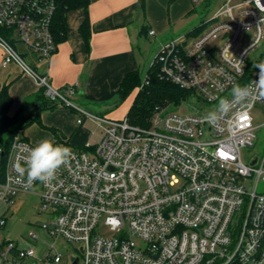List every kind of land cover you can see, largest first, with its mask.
Returning <instances> with one entry per match:
<instances>
[{"label": "built area", "instance_id": "2783aa9c", "mask_svg": "<svg viewBox=\"0 0 264 264\" xmlns=\"http://www.w3.org/2000/svg\"><path fill=\"white\" fill-rule=\"evenodd\" d=\"M55 13L54 0H0L3 65H18L51 103L74 109L78 124L94 120L102 135L96 144L69 146L72 156L56 177L31 185L15 165L36 144L21 133L0 140V200L13 204L21 193L37 194L49 217L42 229L79 246L81 256L70 264H264V191L257 192L264 162L256 169L257 158L246 164L242 156L254 145L253 111L264 108V94L253 91L215 122L198 109L184 115L156 112L149 126L96 116L75 105L77 86L56 89L38 71L57 50ZM202 26L197 35L162 46L154 62L163 76L216 106L220 98L231 99L234 83L255 89L256 66L264 64V0H226ZM245 32L253 37L237 50ZM25 55L34 57L28 58L34 65ZM149 83L146 74L140 88ZM254 175L250 193L244 181ZM5 225L1 217L0 230ZM101 226L114 235L98 232ZM37 258L43 264L64 260L54 246L43 258L32 246L7 242L0 249V264Z\"/></svg>", "mask_w": 264, "mask_h": 264}, {"label": "crops", "instance_id": "0c3cea01", "mask_svg": "<svg viewBox=\"0 0 264 264\" xmlns=\"http://www.w3.org/2000/svg\"><path fill=\"white\" fill-rule=\"evenodd\" d=\"M86 16L84 9L68 14L66 38L58 43L55 53L47 63L38 67V71L47 75L56 89L77 86L78 106L107 118L130 94L122 98L125 77L135 71L141 74L144 37H155V45L160 50L165 43L183 37L181 33L187 26L182 25L191 17V0L172 3L170 0H91L88 45L80 32ZM150 31L155 35L151 36ZM4 57L5 53L0 48V89L6 86L13 100L12 107L16 105L10 115L28 102H31V107L36 105L37 108L38 104L47 106L45 99L39 98L42 88L35 80L23 73L18 65L4 67ZM54 109L46 108L41 113V123H33L44 128V138L52 137L57 143L75 148L96 144L100 140L102 134L94 141L96 134L88 128V122L95 121L85 118L82 124H78L74 110L67 112L72 117L71 124L59 122L58 127L44 125L43 113ZM23 137L34 144L43 139L34 142L28 135Z\"/></svg>", "mask_w": 264, "mask_h": 264}, {"label": "rangeland", "instance_id": "374dc122", "mask_svg": "<svg viewBox=\"0 0 264 264\" xmlns=\"http://www.w3.org/2000/svg\"><path fill=\"white\" fill-rule=\"evenodd\" d=\"M225 1L226 0H200L198 3H193L191 0V17L185 21V25H182L187 26V28L182 31V36H184L186 32L190 30L192 31L204 21L211 20ZM251 37H253L252 32L243 33L236 47L237 50L243 47ZM155 41V37H144V46L142 47L141 54L142 66L140 70V76L142 80L145 79L149 67L152 65L156 55L160 51V49L156 47ZM18 49L20 51L26 50L24 46H20ZM24 57L27 60L28 58L31 60L34 58L32 55H25ZM28 61V63L34 65L32 61ZM137 92L138 88L132 90L130 94L123 100V102H121L109 115H107V118L111 120H123L125 117H127L136 98ZM78 96L79 94L73 98L75 105H78ZM39 105L40 104H38V107ZM31 106V102H28L25 105V123H28V118H32L34 113H36L33 112V110L36 111V105H33V107ZM81 108L83 109V107ZM215 108L216 104L207 103L197 95L187 93L178 106L171 105L169 108L165 109V113L184 115L195 113L196 109H198L208 114L209 112L214 111ZM14 109H16V105L11 107L9 113L11 114L14 112ZM71 110L74 109L56 108L54 110L46 111L43 113L42 117L43 124L47 127H58L59 122H68L71 124L73 122L72 117L67 113ZM253 112L256 117V138L252 147L244 148L242 150V156L246 164H251L253 160L257 158L258 161L254 166L256 169H260L264 162V108L257 106ZM92 114L101 116L95 113ZM45 116L47 117L46 119ZM88 128L91 132L96 134L93 136L94 141L99 135L102 134V127L98 126L92 121L88 122ZM43 129L44 128L40 124H32L25 128L24 133H22V129H20V131L21 136L24 134L28 135L34 142H37L39 138L45 137L46 132H44ZM257 178L258 175H254L252 178L245 179L244 184L248 192L252 193L254 191ZM263 191L264 183L260 182L257 186V192L261 193ZM1 217L6 219V225L0 230V246L5 245L7 242H12L15 246L20 248L32 246L36 249L38 257L40 258H43L47 254L48 249L51 246H54L56 250L59 251L64 257V260L61 264H70V260L72 258L76 259L77 257L81 256L78 245H71L61 238L52 237L42 229V223L48 221L49 217L42 209L40 197L35 193H21L14 198L13 204H8L5 201L0 200V218ZM98 232L106 236L114 235V233H112L105 226H101L98 229ZM32 233H35L38 238L32 239ZM26 264L43 263L39 262L37 258L29 259Z\"/></svg>", "mask_w": 264, "mask_h": 264}, {"label": "trees", "instance_id": "16d2710c", "mask_svg": "<svg viewBox=\"0 0 264 264\" xmlns=\"http://www.w3.org/2000/svg\"><path fill=\"white\" fill-rule=\"evenodd\" d=\"M174 1L175 0H170V3ZM54 2L56 4V13L53 22V30L57 43L66 38L68 14L74 10L84 9L87 16L80 27V32L86 45H88L91 35L88 9L91 0H54ZM202 27V24H200L187 35H197ZM147 74L149 75L150 83L143 88H140L143 80L136 71L128 74L123 82L122 98H125L135 88L139 89L127 116L130 122L137 126H149L150 120L156 112L165 113V109L169 108L171 105L178 106L187 93L193 94L191 91L183 90L166 79L156 62L152 63ZM39 98L45 99L48 105H42L37 107L36 111L33 110V112L36 113H34L32 118H28V123H25V105L18 109L15 114L10 115L9 112L13 104L12 97L6 86L0 89V140L5 138L10 140L14 136L20 134V129L23 130L33 123H41V113L46 108H57L55 104L47 99L44 89H41ZM232 264L239 263L234 262Z\"/></svg>", "mask_w": 264, "mask_h": 264}, {"label": "clouds", "instance_id": "9594fccd", "mask_svg": "<svg viewBox=\"0 0 264 264\" xmlns=\"http://www.w3.org/2000/svg\"><path fill=\"white\" fill-rule=\"evenodd\" d=\"M256 67L260 72L258 80L254 82L255 89L252 85L234 83L230 93L231 99L220 98L215 110L205 117L206 120L215 122L226 115L234 104L247 101L255 90L264 94V64ZM71 156L72 150L69 146L56 143L54 138L47 137L32 147L23 164L17 163L15 168L21 177H26L29 185L37 181L47 184L56 177L58 170L69 162Z\"/></svg>", "mask_w": 264, "mask_h": 264}, {"label": "water", "instance_id": "95a60500", "mask_svg": "<svg viewBox=\"0 0 264 264\" xmlns=\"http://www.w3.org/2000/svg\"><path fill=\"white\" fill-rule=\"evenodd\" d=\"M256 160H254L252 163L254 164ZM73 264H78V260H75Z\"/></svg>", "mask_w": 264, "mask_h": 264}]
</instances>
